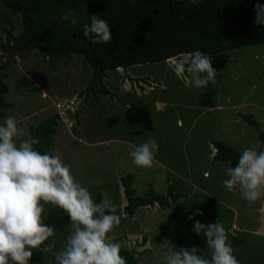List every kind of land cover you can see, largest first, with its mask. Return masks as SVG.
Segmentation results:
<instances>
[{
	"label": "rangeland",
	"instance_id": "obj_1",
	"mask_svg": "<svg viewBox=\"0 0 264 264\" xmlns=\"http://www.w3.org/2000/svg\"><path fill=\"white\" fill-rule=\"evenodd\" d=\"M71 4V10L81 7L80 0ZM62 17L53 22L62 24ZM9 21L14 36L20 35L21 14L12 13L0 0L4 45ZM258 55L261 59H256ZM211 56L218 73L214 86L186 87L173 73L172 62L165 61L107 72L103 84L111 95L103 96L97 85L89 90L93 70L82 56L72 55L68 61L60 58L51 69L40 49L20 50L1 59L10 63L1 69L0 81L8 87L4 98L11 107L4 111L0 124L11 115L29 132L58 115L49 154L62 156L93 200L101 195V201L108 199L123 209L126 199L121 178L127 174L133 176L137 196H144L150 188L166 194L169 186L174 193L187 195L165 209L157 205L139 208L132 217L120 218L109 233L114 237L110 242L132 252L136 264H164L168 247H184L191 238L202 241V254L210 259L206 239L192 228L195 220L208 224L218 218L239 264H264V219L258 210L262 197L250 205L238 191L229 192L223 181L231 160L213 162L215 153L210 146V141L219 139L229 141L239 155L246 148L264 151L259 136L264 135V44ZM149 138L159 145L156 162L151 168L137 167L129 153ZM205 173H209L207 178ZM44 208L43 216L49 208L58 207L46 204ZM196 210L203 216L195 215ZM190 215L194 220L188 219ZM68 233L49 238L47 243L54 240L55 247L47 253L40 249V264H56L55 255L66 244ZM166 239L168 247L163 246Z\"/></svg>",
	"mask_w": 264,
	"mask_h": 264
},
{
	"label": "clouds",
	"instance_id": "obj_2",
	"mask_svg": "<svg viewBox=\"0 0 264 264\" xmlns=\"http://www.w3.org/2000/svg\"><path fill=\"white\" fill-rule=\"evenodd\" d=\"M255 12L254 23L264 25V4L256 3ZM72 15L69 10L62 19L68 21ZM70 22L76 24L77 18ZM89 34L93 43H108L113 38L108 23L95 14L84 26V35ZM211 61V55L196 50L187 61L173 60L171 67L186 87L207 88L216 84L218 74ZM37 144L39 140L13 116L0 124V264H29L33 249L44 245L41 250L47 253L55 247L54 240L45 244L55 232L54 226L44 222L46 204L62 209L70 218V231L63 249L55 255L56 264H126L120 244L110 242L114 237L109 236L119 225L123 210L108 199L95 203L62 156L42 154L34 147ZM158 151L156 140L149 138L129 155L135 166L151 168ZM225 173L228 178L223 185L229 192L238 191L250 205L264 196V151L244 149L238 163L227 167ZM208 175L205 173V178ZM195 215L203 216V212L196 210ZM188 219L194 220V216ZM192 231L206 239L211 258L206 259L197 247H168L166 239L164 264H239L219 218L208 224L195 220Z\"/></svg>",
	"mask_w": 264,
	"mask_h": 264
},
{
	"label": "trees",
	"instance_id": "obj_3",
	"mask_svg": "<svg viewBox=\"0 0 264 264\" xmlns=\"http://www.w3.org/2000/svg\"><path fill=\"white\" fill-rule=\"evenodd\" d=\"M71 1L73 0H1L6 9L14 14L20 13L23 21V31L18 36H14V26L12 22H8L5 42L9 44L19 40L31 22L28 41H45L51 48L59 50L57 54H53L42 46L36 47L43 51L49 67L53 69L54 62L60 58L68 61L72 55L82 56L93 70L89 90L93 91L97 85L103 96L111 95L103 84L109 71L135 65L173 62L174 58L190 55L196 50L214 55L264 44V25L254 23L255 4H264V0H197L196 3L189 0H80V9L72 10L73 15L68 21L54 23L53 18L64 16L65 12L72 9ZM93 14L110 26L113 36L110 42L93 43L92 34L84 35V26L90 24ZM73 17L77 18L74 25L70 22ZM46 21L49 25L51 22L50 27L44 26ZM71 39L72 43L64 51ZM79 41H82V45H79ZM3 46L0 39V50ZM24 49L28 48L21 50ZM2 58L4 56L0 54V71L10 64L2 61ZM0 86L2 118L11 104L4 98L8 87L1 81ZM58 119V115H53L29 131L33 138L39 140V144L34 147L42 154H49L53 146ZM259 136L264 141V135L259 133ZM212 147L216 150L213 162L230 159L233 161L232 167L238 163V154L226 143L216 140L212 142ZM121 185L126 199L121 217H132L139 208L154 205L165 209L171 202L186 198L185 194L173 193L171 187H168L166 194H157L149 189L144 196H137L133 188V176L130 174L121 178ZM94 202L100 203L101 195ZM43 217L46 224L54 226V234L70 231V218L62 209L49 208ZM192 247L203 251L204 245L199 238L187 239L184 248ZM40 249L32 250L33 256L29 264H40ZM120 254L126 258V264H136L132 252L120 249Z\"/></svg>",
	"mask_w": 264,
	"mask_h": 264
},
{
	"label": "water",
	"instance_id": "obj_4",
	"mask_svg": "<svg viewBox=\"0 0 264 264\" xmlns=\"http://www.w3.org/2000/svg\"><path fill=\"white\" fill-rule=\"evenodd\" d=\"M30 28H31V22H29L27 30L25 32V34L20 38V40H15L13 44H6L3 46L2 49V53L4 57H10L13 54H15L16 52H18L19 50L23 49V48H28V49H34L37 46H42L45 50H49L51 51L53 54H57L59 52L58 49H53L50 46H48V44L45 41H41V40H33V41H28L27 37L30 33ZM72 39L68 42L67 45H65L64 47V51L67 50V46L72 43ZM79 45H82V41H79ZM1 104V101H0Z\"/></svg>",
	"mask_w": 264,
	"mask_h": 264
},
{
	"label": "crops",
	"instance_id": "obj_5",
	"mask_svg": "<svg viewBox=\"0 0 264 264\" xmlns=\"http://www.w3.org/2000/svg\"><path fill=\"white\" fill-rule=\"evenodd\" d=\"M158 105V108H160V106H162L161 104H157ZM180 123V121L179 120H177V123ZM179 123L177 124V125H179ZM187 138H186V136L184 135V140H186ZM217 140H219V139H217ZM213 141H216V139L215 140H212V141H210V146H211V150L212 151H214V153H216V150L215 149H213V147H212V142ZM219 141H222V142H224V143H226L228 146H230L229 145V141H226V140H219ZM228 142V143H227ZM231 147V146H230ZM232 148V147H231ZM233 149V148H232ZM211 150H210V152H211ZM238 156H240L239 154H238ZM230 160V159H229ZM231 163H233V161L231 160ZM164 164V163H163ZM159 165V164H158ZM232 165V164H231ZM169 187H171V186H169ZM134 188V187H133ZM151 189V188H150ZM135 190V189H134ZM167 190H168V188H167ZM172 191H173V189H172ZM167 193V192H166ZM174 193V192H173ZM175 194H183V193H175ZM136 195V194H135ZM186 195V194H185ZM186 197H187V195H186ZM182 199H184V198H181V199H179V200H182ZM178 201V200H177ZM175 203V202H174ZM173 204V203H172ZM126 206V205H125ZM124 206V207H125ZM155 206V205H154ZM153 206V207H154ZM158 206V205H157ZM152 208V207H151ZM262 209H264V196H262V201H261V203H260V206H259V208H258V210L262 213V216H263V219H264V210H262ZM229 228V227H228ZM231 229L232 230H235V229H237L236 228V226H235V224H234V222L232 221V224H231ZM259 234H261L260 232H259ZM263 236H264V234H263Z\"/></svg>",
	"mask_w": 264,
	"mask_h": 264
},
{
	"label": "flooded vegetation",
	"instance_id": "obj_6",
	"mask_svg": "<svg viewBox=\"0 0 264 264\" xmlns=\"http://www.w3.org/2000/svg\"><path fill=\"white\" fill-rule=\"evenodd\" d=\"M20 40V39H19ZM15 41V40H14ZM14 41H12V43H9V44H13L14 43Z\"/></svg>",
	"mask_w": 264,
	"mask_h": 264
}]
</instances>
